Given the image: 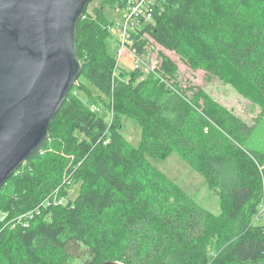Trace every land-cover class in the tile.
<instances>
[{
    "label": "trees",
    "instance_id": "trees-1",
    "mask_svg": "<svg viewBox=\"0 0 264 264\" xmlns=\"http://www.w3.org/2000/svg\"><path fill=\"white\" fill-rule=\"evenodd\" d=\"M103 11L87 7L77 23L81 75L43 149L0 188V264H264V160L248 146L256 127L204 89L183 88L162 53L158 70L120 69ZM144 34L264 117V0H164L131 33L132 55H144ZM123 118L139 125L136 147L121 134ZM172 154L205 180L219 213L149 161Z\"/></svg>",
    "mask_w": 264,
    "mask_h": 264
},
{
    "label": "water",
    "instance_id": "water-1",
    "mask_svg": "<svg viewBox=\"0 0 264 264\" xmlns=\"http://www.w3.org/2000/svg\"><path fill=\"white\" fill-rule=\"evenodd\" d=\"M91 1L0 0V188L43 149L77 85L76 27Z\"/></svg>",
    "mask_w": 264,
    "mask_h": 264
},
{
    "label": "rangeland",
    "instance_id": "rangeland-1",
    "mask_svg": "<svg viewBox=\"0 0 264 264\" xmlns=\"http://www.w3.org/2000/svg\"><path fill=\"white\" fill-rule=\"evenodd\" d=\"M103 0H93L89 3L88 10L91 11L94 7H102L103 12L108 18L111 26L110 49L118 62L120 69L131 71L134 69V58L126 51L123 52L122 57L118 59V52L121 49L119 43V32L115 28L117 23H123L122 15L118 11H112L108 6H101ZM144 40L148 41L149 45L145 47L144 59L146 65H149V71L158 70L160 67V53L168 56L178 67V79L183 88L197 87L204 89L209 93L216 102L222 105L226 110L231 111L241 121L250 127H256L251 139L249 147L261 152L264 160V117L260 118L261 108L258 105H253L250 101L243 98L237 91L229 85H223L215 78H208L205 72L192 71L188 68L174 52L167 51L160 46L156 45L147 34L143 35ZM128 45V44H127ZM144 71V70H142ZM146 72V71H144ZM147 73V72H146ZM79 80V79H78ZM79 98L86 101V98L81 93H77ZM100 113V112H99ZM107 112L101 113L102 117H107ZM122 136L132 146H137L141 133L139 125L132 119L123 118L121 127ZM218 148H222L218 139ZM207 143L208 145H210ZM151 164L159 171L164 173L171 181L177 184L184 190L193 200L205 208L206 210L217 214L219 213V199L214 196L207 188L205 180L190 168L184 161H182L176 154L170 155L166 160H152L149 159ZM78 187L74 186L69 189L67 196L74 199L77 194ZM264 220L261 219V222ZM87 258V257H86ZM86 260V259H85ZM74 264V263H73ZM75 264H85L77 261Z\"/></svg>",
    "mask_w": 264,
    "mask_h": 264
},
{
    "label": "built area",
    "instance_id": "built-area-1",
    "mask_svg": "<svg viewBox=\"0 0 264 264\" xmlns=\"http://www.w3.org/2000/svg\"><path fill=\"white\" fill-rule=\"evenodd\" d=\"M164 0H125L121 8L117 10L122 15L123 23H117L115 28L119 32V43L121 49L118 52V59L122 57L124 51L131 54L134 58V69H141L149 71V65L147 66L142 57L132 55L130 48L128 47L129 38L131 33L136 29L143 28L145 25L154 21L156 15L163 11ZM91 112H97L96 105L89 106ZM264 195V192H263ZM61 204L62 200L56 201ZM261 213L264 216V198L261 206Z\"/></svg>",
    "mask_w": 264,
    "mask_h": 264
}]
</instances>
